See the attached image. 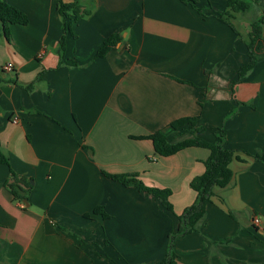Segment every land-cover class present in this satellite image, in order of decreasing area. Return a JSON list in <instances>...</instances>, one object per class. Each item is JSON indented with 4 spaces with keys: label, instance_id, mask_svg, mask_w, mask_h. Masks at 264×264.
Here are the masks:
<instances>
[{
    "label": "crops",
    "instance_id": "obj_1",
    "mask_svg": "<svg viewBox=\"0 0 264 264\" xmlns=\"http://www.w3.org/2000/svg\"><path fill=\"white\" fill-rule=\"evenodd\" d=\"M5 1L29 22L10 24L9 36L0 27V149L10 162L0 163V264H160L178 218L104 172L171 189L181 214L211 150L162 156L148 136L178 141L188 125L171 123L188 116L208 140L225 127L233 175L215 188L200 230L175 241L176 264H264V30L238 80L264 0L236 15L241 37L214 14L228 0H196L201 11L182 0H80L91 14L64 51L58 0ZM113 33L122 40L90 62ZM11 169L31 183L28 199L5 185Z\"/></svg>",
    "mask_w": 264,
    "mask_h": 264
},
{
    "label": "trees",
    "instance_id": "obj_2",
    "mask_svg": "<svg viewBox=\"0 0 264 264\" xmlns=\"http://www.w3.org/2000/svg\"><path fill=\"white\" fill-rule=\"evenodd\" d=\"M182 1L191 4L199 11L202 10L197 6L196 0ZM251 4V0H228L225 8L214 9V14L221 21L228 24L235 33L241 37V33L235 26L234 20L238 13H247ZM57 5L58 11L63 19V34L59 40V44L60 50L64 51L66 49L67 35L69 33L74 35L72 30L73 24L89 16L91 11L84 7L80 0H75L73 2L58 0ZM28 22L29 17L26 13L9 4L5 0H0V27L6 36H9L10 34V24H27ZM263 30L264 10L261 17L251 21L250 32L248 39L246 40L248 60L239 67L238 80L254 68L257 62L255 49L263 39ZM121 40L122 34H111L104 40L103 44L97 50L90 62H93L97 58L105 57ZM68 62L71 65H77V62L74 60H69ZM13 81L16 82L17 80L14 79ZM33 86V83H31L25 86V88L31 90ZM185 125H188L187 132L178 141H172L162 131H157L148 136V138L153 140L156 152L162 156L175 154L176 152L190 146L207 147L211 150L210 156L205 160V171L201 175L194 177L190 182L191 187L197 192V198L191 205L186 207L181 214H176L174 211L173 205L170 201L172 193L171 189L148 186L135 173L119 174L104 172L106 176L115 181L121 182L126 186H134L141 191L153 195L161 207L175 214L178 218V226L173 228L169 234L170 244L168 252L160 264H176L177 253L175 250V241L177 238L188 233L200 230L206 217L207 205L212 200L215 188L227 186L233 175L232 170L230 169V163L234 157V150L227 146V132L225 127L221 125L215 128L213 130V139L208 140L202 136L206 127L198 125V117L196 116L183 117L171 123L173 128H179ZM0 163L10 165L8 156L4 154L1 149ZM5 185L9 188L15 200L28 199V194L31 190V183L28 179L17 174L14 170L11 169V177L6 181ZM94 211L102 213L103 216H108L101 207L95 208Z\"/></svg>",
    "mask_w": 264,
    "mask_h": 264
},
{
    "label": "built area",
    "instance_id": "obj_3",
    "mask_svg": "<svg viewBox=\"0 0 264 264\" xmlns=\"http://www.w3.org/2000/svg\"><path fill=\"white\" fill-rule=\"evenodd\" d=\"M5 69L9 70V71H12L14 69V64L12 62H8L6 63L5 65ZM19 120V118H15V122H17ZM253 222L256 224V225H260L261 224V219L259 216H255L253 218Z\"/></svg>",
    "mask_w": 264,
    "mask_h": 264
},
{
    "label": "water",
    "instance_id": "obj_4",
    "mask_svg": "<svg viewBox=\"0 0 264 264\" xmlns=\"http://www.w3.org/2000/svg\"><path fill=\"white\" fill-rule=\"evenodd\" d=\"M27 201V200H26Z\"/></svg>",
    "mask_w": 264,
    "mask_h": 264
}]
</instances>
